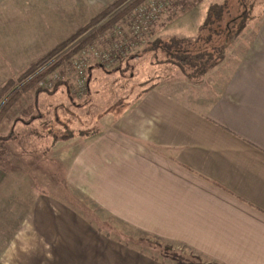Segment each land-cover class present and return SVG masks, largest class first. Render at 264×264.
I'll return each mask as SVG.
<instances>
[{
    "label": "crops",
    "instance_id": "1",
    "mask_svg": "<svg viewBox=\"0 0 264 264\" xmlns=\"http://www.w3.org/2000/svg\"><path fill=\"white\" fill-rule=\"evenodd\" d=\"M95 1L94 15L112 0ZM44 2L56 0H0V85L60 42L43 46L49 38L29 30ZM253 24L241 53L226 54L225 40L186 88L157 80L97 129L59 139H78L66 182L108 217L182 244L205 264H264V17ZM28 93L44 94L29 88L20 102ZM16 112L12 130L39 118ZM53 135L42 137L52 147ZM8 138L0 139V264H175L94 225L27 168L7 169ZM29 149L16 143L14 153Z\"/></svg>",
    "mask_w": 264,
    "mask_h": 264
},
{
    "label": "rangeland",
    "instance_id": "2",
    "mask_svg": "<svg viewBox=\"0 0 264 264\" xmlns=\"http://www.w3.org/2000/svg\"><path fill=\"white\" fill-rule=\"evenodd\" d=\"M128 1L130 0H127L126 3ZM151 1L153 0H141L132 9ZM156 1L162 12L144 31L143 36L139 39L135 38V40L129 34L132 9L109 28L98 32L97 27L105 21V16L98 23L90 25L79 34L84 25L93 18L91 15L100 7L99 2L95 0H56L55 6L44 2L45 8H40L37 12L39 25L30 27L29 30L33 34L38 30L39 37L45 34V37L49 38L43 46L50 43V38H55L57 40L55 43L60 40L50 50L69 40L60 49L68 46L67 51H64L63 57L52 55L45 61H50L46 68H50L52 65L53 67L40 78H47L51 87L43 90V87L37 84L40 78L34 84H28L33 77L26 80L23 79L27 75L21 79L18 78L30 65L0 85L1 87L6 82L11 83L6 91L0 93V136H9L7 142L1 143V146H6L7 169H13L15 165L25 167L30 174L27 178H32L34 182L36 180L38 183L52 184L47 188L48 191L64 197L72 207L86 212L88 219L94 225H102L115 230V233L127 242L134 243L145 251L173 261L175 264H205V259L202 256L188 251L182 244L158 240L141 232L137 233V231L127 228L119 220L104 214L97 203L66 182L68 161L72 157L73 151L77 150L78 139L70 140V144L68 141L66 143L56 139L55 145L52 147L51 136L42 138L46 134H54L55 138H59L69 136L79 130L88 133L97 129L120 107L133 101L142 88L157 82V80L169 81L177 88L179 86L186 88L189 83L196 82L195 80L200 76L198 71L207 69L215 58L220 57V50L223 51L225 38L226 54L241 53L245 49L246 41L254 33L253 23L264 17V0H254L253 8L249 14L254 18L246 19L249 23L247 29L240 30L235 34L234 26L225 27L224 21L221 20L217 24L210 18L207 20L206 27L200 32L199 38L196 39L198 28L205 22L211 4L221 3L222 0ZM227 1L229 12L223 16V20L232 18L239 11L236 0ZM120 8H116L115 11ZM114 12L109 13L108 17ZM84 18L86 19L84 24L76 27ZM238 21L239 18L236 16L234 22ZM117 26L121 28L120 35H123L125 40L122 43L125 45L122 55H119L116 61L108 66L90 58L85 69L86 86L81 88L78 82L79 78L69 64L71 54H68V51L90 33H93V36L73 53L86 46L95 50L106 48L111 41L119 40L120 35L112 33ZM172 37L182 39L167 40ZM49 51L40 53L39 57ZM33 71L30 72L32 75L37 70ZM53 86L55 90L50 92ZM29 88L34 92L44 93L42 99H37L28 93L23 96L22 102H20L19 95ZM16 110L21 111L19 118H23L22 120L33 119V116H39V118L34 124H25L22 127L18 125L17 129L12 130L11 125H15L13 121H16L15 117L17 118ZM15 131L16 137H14ZM16 143L23 147L32 146V149H29L27 154H15ZM0 160L2 164L3 154L0 155ZM42 179L43 182H41Z\"/></svg>",
    "mask_w": 264,
    "mask_h": 264
},
{
    "label": "trees",
    "instance_id": "3",
    "mask_svg": "<svg viewBox=\"0 0 264 264\" xmlns=\"http://www.w3.org/2000/svg\"><path fill=\"white\" fill-rule=\"evenodd\" d=\"M126 0H112L110 3H108L106 6L102 8L96 15L93 16V18L90 19L88 23L84 25V28L79 32V34L86 30L90 25L98 23L100 20H102L105 16H107L109 13L114 12L118 6H120L122 3H124ZM141 0H130L128 1L124 6H122L119 10L115 11L110 17L105 19L101 25L97 27L98 32L102 31L105 28H109L113 23L117 22L118 19H120L125 13H127L130 9H132L136 4H138ZM237 6L239 7V11L237 15L232 16V18L223 20V16L229 12L228 10V1L222 0L221 3L218 4H211L210 8L208 9L206 20L202 24V26L198 29V35L199 38L200 32L202 29L206 27L208 24V21L210 18L213 22H216L219 24V21H224V26L232 25L236 28L235 34L238 33L246 24L248 21H246L247 18H254L253 15L250 14L251 8H253L254 0H236ZM249 15V16H248ZM236 16L239 18L238 22H234L236 19ZM83 27V26H82ZM78 34V35H79ZM226 35V34H225ZM93 36V33H90L88 36L84 37L80 40V42L74 46L71 50L68 51V54H72L80 45L86 43L91 37ZM197 38V39H198ZM71 40V39H70ZM226 38L224 39V41ZM69 42V40L61 43L56 48H53L48 53L44 54L43 56L39 57L35 61H33L30 66L18 77L19 79L23 78L24 76L28 75L31 71L39 67L41 64H43L49 57H51L54 53H56L58 50L62 48V46L66 45V43ZM222 53V50H220V55ZM67 56V55H66ZM63 57V56H62ZM218 60V57L215 58L208 67H212ZM49 67V66H48ZM53 65L50 67L52 68ZM207 67V68H208ZM50 68H45L38 72L30 81L28 84H34L36 80H38L42 75H44ZM205 69H202L198 71V74H203ZM11 86V83H5L3 86L0 87V93H3ZM44 90V89H43ZM55 87L53 86V89L50 91H54ZM16 95V92L14 96ZM8 136H3L0 139H5ZM66 136H61L58 139H64ZM57 139V138H55Z\"/></svg>",
    "mask_w": 264,
    "mask_h": 264
},
{
    "label": "built area",
    "instance_id": "4",
    "mask_svg": "<svg viewBox=\"0 0 264 264\" xmlns=\"http://www.w3.org/2000/svg\"><path fill=\"white\" fill-rule=\"evenodd\" d=\"M126 1L122 3L120 6H118V8L123 6L126 3ZM161 12H162V9L159 7V4L157 3L156 0L155 1L153 0L151 2H146L144 5H139V7L137 6L136 8L132 9L131 11L132 19L129 23V34L131 35L133 40H135V38L137 39L141 38L143 36L144 31L150 26V24H152L155 21V19L158 18ZM108 15L105 17V19L108 18ZM120 29L121 28L117 26L115 30L112 31V33L114 35H120L121 34ZM113 41H111L108 44L109 46L101 50H95L93 48H90L89 46H86V47L78 49L75 53L69 56V64L71 65L76 75L78 76L79 78L78 82L81 88H85L86 86L85 69L87 67L88 60L90 58H92L95 62H99L105 66H108L109 64L115 62L119 55H122L123 50L125 48V45L122 44L125 41L123 38V35H120L119 40H113ZM67 47L63 48L64 50L63 49L58 50L53 55H56L58 57L64 55V51L65 50L67 51ZM48 61L41 64L40 67L36 69L37 71L34 70L36 71L35 73L37 74L38 72L43 70V68H46V65H48V63L50 62ZM40 68L41 70H39ZM35 73L33 75L30 73L23 80H26L30 77L31 78L34 77L36 75ZM37 84L43 87V89L51 87L50 81L44 77L40 78L37 81Z\"/></svg>",
    "mask_w": 264,
    "mask_h": 264
}]
</instances>
